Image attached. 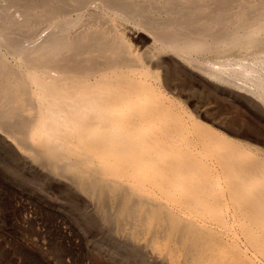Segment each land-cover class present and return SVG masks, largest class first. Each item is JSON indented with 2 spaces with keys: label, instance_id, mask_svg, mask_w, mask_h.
Here are the masks:
<instances>
[{
  "label": "bare ground",
  "instance_id": "1",
  "mask_svg": "<svg viewBox=\"0 0 264 264\" xmlns=\"http://www.w3.org/2000/svg\"><path fill=\"white\" fill-rule=\"evenodd\" d=\"M0 145L152 262L264 264V0H0Z\"/></svg>",
  "mask_w": 264,
  "mask_h": 264
},
{
  "label": "rangeland",
  "instance_id": "2",
  "mask_svg": "<svg viewBox=\"0 0 264 264\" xmlns=\"http://www.w3.org/2000/svg\"><path fill=\"white\" fill-rule=\"evenodd\" d=\"M145 36L134 33L139 44ZM70 194L37 179L0 145V264H168L147 258L144 244L136 253L132 241L119 240L110 210L71 194L80 200L75 206Z\"/></svg>",
  "mask_w": 264,
  "mask_h": 264
}]
</instances>
